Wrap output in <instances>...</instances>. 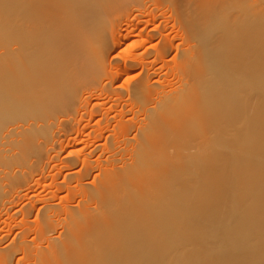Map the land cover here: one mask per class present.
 I'll use <instances>...</instances> for the list:
<instances>
[{
  "label": "bare ground",
  "instance_id": "bare-ground-1",
  "mask_svg": "<svg viewBox=\"0 0 264 264\" xmlns=\"http://www.w3.org/2000/svg\"><path fill=\"white\" fill-rule=\"evenodd\" d=\"M0 1V264H264V0ZM126 40L146 46L119 71L141 64L128 92L145 124L118 121L105 163L92 149L63 185L23 194L31 170L9 173L112 85ZM174 50L179 95L153 100Z\"/></svg>",
  "mask_w": 264,
  "mask_h": 264
},
{
  "label": "rangeland",
  "instance_id": "rangeland-1",
  "mask_svg": "<svg viewBox=\"0 0 264 264\" xmlns=\"http://www.w3.org/2000/svg\"><path fill=\"white\" fill-rule=\"evenodd\" d=\"M260 1V0H258ZM12 5L10 1L3 3L0 1V12L3 10L10 11ZM141 19L135 17L133 20L137 21L140 25V29L145 26L146 30L152 28L156 23L149 22L144 14H141ZM126 23V21H124ZM122 23L125 28V24ZM137 28L136 32L140 30ZM127 29L123 30V33L126 34ZM176 30H174V34ZM120 39H123L120 37ZM130 40L122 42L120 47L117 50L111 52L109 57L117 52H120L119 58L114 61L112 64L108 62V69L113 70L116 75V80L112 83L109 88L103 89L98 87L95 91L84 92L82 102H79L78 110H74V114L71 116H66L68 123L65 126L55 128L56 130L52 133V136L49 140L44 138H39L38 152H32L30 158L32 161H37L34 167L22 166L18 167L14 171H11L9 175L15 173H23L27 170H31L34 178L27 186L24 193L34 196H44L48 194L49 187L43 184H46L45 181H51L52 178H56V182H60L59 185H63L65 181V176L67 172L82 170L83 168V159L85 155L90 152L92 149H95L91 157L95 160V164L105 163L109 156V153L106 151L109 143L112 141L116 133V125L118 121H123L131 124V129L134 132L136 126L138 125L139 120L145 124L143 116L137 113V110L140 103V98L136 96L129 95V87L133 82L138 80L141 73V64L137 62L138 66L130 72H126L119 75L120 69L124 66V61L126 56L132 55L135 53H142L146 46H140L137 49H130L128 44ZM155 45L156 41L148 43L147 46ZM179 61V55L174 50L172 51L166 59V66L158 67L156 73L153 75L151 81L155 82L158 86V93H154L152 96L153 100L156 98L159 101L164 99V91L167 94L179 95L181 85L178 82V78L172 76L169 72V69H177V64ZM106 79L103 80L105 82ZM92 82H89L91 84ZM91 87L88 88V90ZM114 89H119L122 91V98L118 99ZM87 90V91H88ZM164 90V91H163ZM97 102L99 104H97ZM131 136L134 133L130 134ZM54 139L57 141V145L54 147ZM76 142H79V145H76ZM103 152V153H102ZM78 157L79 160L77 163L69 162V158ZM71 166V167H69ZM0 170L2 172L0 175L4 174V170H9L0 164ZM96 172V171H95ZM46 176V180L43 181V184H38L37 181L40 177ZM6 179L10 181V177L6 176ZM95 180V174H93L86 179V181L93 182ZM64 186L62 189H65ZM61 195L65 191L60 190ZM79 198V196L77 197ZM77 198L72 202L76 203ZM52 201H59V197L56 196ZM30 219L35 222L38 220L36 212L30 216ZM17 234L13 233L9 236L8 242L13 241L17 238ZM14 264H26V259L15 262Z\"/></svg>",
  "mask_w": 264,
  "mask_h": 264
}]
</instances>
